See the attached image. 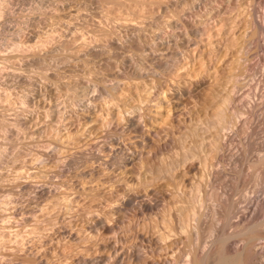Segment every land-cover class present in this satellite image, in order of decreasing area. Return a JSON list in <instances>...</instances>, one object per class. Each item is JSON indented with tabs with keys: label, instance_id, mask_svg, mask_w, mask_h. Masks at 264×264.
Here are the masks:
<instances>
[{
	"label": "bare ground",
	"instance_id": "obj_1",
	"mask_svg": "<svg viewBox=\"0 0 264 264\" xmlns=\"http://www.w3.org/2000/svg\"><path fill=\"white\" fill-rule=\"evenodd\" d=\"M215 1L227 9L235 5L228 11L234 16L238 12L240 22L249 26L245 54L242 55L243 49L237 61H247L246 65L242 64L246 66L242 70H249L253 75L250 80H243V73L238 69L230 72L225 83L216 78L226 63L215 66L211 54L227 31L231 15L219 7L213 11ZM239 1L186 0L192 10L178 18L176 30L158 34L168 52H159L155 39H147V62L142 75L135 69L138 57L129 58L127 73L136 91L128 108L111 110L103 116L105 121V116L109 118L108 123L102 120L108 129V139L103 145L89 148L80 156L71 153L64 164L73 171L74 175L67 181L73 189L79 187L78 198L86 191L79 180L93 183L102 172L103 175L111 172L108 178L105 176L104 184L107 181L115 184L112 211L92 214L91 222L83 227L106 239L98 245L109 256L82 255L72 264H264V249L256 245L258 239L264 238V222L258 215L264 208V199L251 195L253 204L244 206L246 210L239 215L240 208L234 202V195L235 198L236 194L245 195L247 184L252 180L260 182L263 177L264 125L259 114L264 111V93L261 100L257 95L264 86V68L260 66L264 64V9L259 6L264 0ZM179 40H185L186 46L193 49H183ZM203 54L210 55L206 58ZM200 59L205 66L211 64L213 70L209 66L197 69L184 81L173 79L180 70L188 73L190 63ZM213 77L217 83L211 84ZM208 81L211 85L204 91ZM155 103L165 106L159 109L164 110L159 116L152 113ZM92 117L86 114L78 122L82 124L84 119ZM67 138L72 143L77 141L73 131H69ZM73 146L70 148L75 149L76 145ZM223 160L229 161L226 171L222 169L224 165L220 167ZM87 161L92 165L84 166ZM247 171L253 172L252 175ZM123 173L125 180H122ZM52 192L53 189L42 187L37 195L46 198ZM236 215L231 231L214 227L209 241L199 244L200 235L209 230L211 221L222 220L231 225ZM68 228L64 227L61 233L69 239L75 234ZM233 238L239 243L232 244Z\"/></svg>",
	"mask_w": 264,
	"mask_h": 264
},
{
	"label": "rangeland",
	"instance_id": "obj_2",
	"mask_svg": "<svg viewBox=\"0 0 264 264\" xmlns=\"http://www.w3.org/2000/svg\"><path fill=\"white\" fill-rule=\"evenodd\" d=\"M213 3V11L219 7L227 11L226 15L235 7L231 5L227 9L219 1ZM190 6L186 0H0V264H72L82 255L109 256L107 250L99 248L104 238L83 227L91 222L93 215L112 211L115 184L112 181L104 184L105 176L108 178L111 172L105 175L102 172L100 176L104 177L99 176L93 183L79 180L86 191L78 198L79 187L74 185L73 189L67 181L74 175L73 171L64 164L71 153L80 156L108 139L105 124L109 118L105 116L106 122L103 116L111 110H126L134 95L126 68L129 58L138 57L135 69L144 74L147 39H155L159 52H168L158 34L176 30V21L190 13ZM259 6L264 9V2ZM230 15V26L211 54L215 66L226 63L216 77L220 83L227 82L232 72L240 70L247 75V78L242 75L243 80L253 76L249 70H242L247 61H237L238 55L245 54L249 26L240 22L238 12V17ZM179 42L183 49H193L186 46L185 40ZM238 46L241 51H237ZM203 55L208 58L210 54ZM190 64L188 73L180 70L173 79L184 81L197 69L211 66L202 64L201 59ZM209 70H213L212 66ZM214 78L211 84L217 83ZM211 84L208 81L203 90ZM259 91L256 97L261 100L264 86ZM158 105L152 108L154 116L164 111ZM86 114L93 117L79 124L78 120ZM261 114L264 125V111ZM69 131L77 137L74 142L80 144L69 141ZM70 144L76 145L75 149ZM223 161L220 167L224 165L222 169L226 171L229 161ZM88 163L92 165L87 161L84 166H89ZM262 174L260 182L252 180L247 184L243 196L248 200L234 195V202L240 208L237 215L246 210L244 206L253 204L252 196L264 199V166ZM38 187H48L53 192L40 198ZM263 210L258 215L264 222ZM237 215L231 225L222 220L211 221L209 230L200 235L199 244L207 243L215 228L231 231ZM66 226L73 230L72 238L62 236ZM236 240L230 241L238 244ZM256 243L264 249V238Z\"/></svg>",
	"mask_w": 264,
	"mask_h": 264
}]
</instances>
